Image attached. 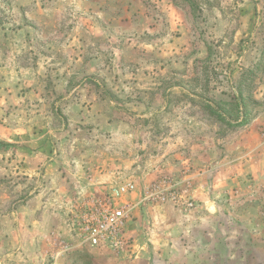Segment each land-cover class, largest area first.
<instances>
[{"label": "rangeland", "instance_id": "obj_1", "mask_svg": "<svg viewBox=\"0 0 264 264\" xmlns=\"http://www.w3.org/2000/svg\"><path fill=\"white\" fill-rule=\"evenodd\" d=\"M0 264H264V0H0Z\"/></svg>", "mask_w": 264, "mask_h": 264}, {"label": "built area", "instance_id": "obj_2", "mask_svg": "<svg viewBox=\"0 0 264 264\" xmlns=\"http://www.w3.org/2000/svg\"><path fill=\"white\" fill-rule=\"evenodd\" d=\"M132 188L131 184H127L121 191L128 192ZM128 215L126 206H122L117 199L110 196L90 202L82 210L76 225L82 240L90 247L120 252L128 245Z\"/></svg>", "mask_w": 264, "mask_h": 264}, {"label": "trees", "instance_id": "obj_3", "mask_svg": "<svg viewBox=\"0 0 264 264\" xmlns=\"http://www.w3.org/2000/svg\"><path fill=\"white\" fill-rule=\"evenodd\" d=\"M237 98H238V100L236 101V104H235V105H237V107H239V106L241 105V102H240V96H238ZM208 109H209V111H210L213 115H215L218 119H221V118H222V115H221V113L218 111V109L212 108V107H210V106H208ZM245 121H246V120H245ZM243 122H244V121H243Z\"/></svg>", "mask_w": 264, "mask_h": 264}, {"label": "crops", "instance_id": "obj_4", "mask_svg": "<svg viewBox=\"0 0 264 264\" xmlns=\"http://www.w3.org/2000/svg\"><path fill=\"white\" fill-rule=\"evenodd\" d=\"M59 249H61V247H59Z\"/></svg>", "mask_w": 264, "mask_h": 264}]
</instances>
